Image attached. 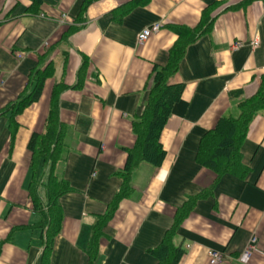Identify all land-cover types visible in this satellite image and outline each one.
<instances>
[{
	"label": "crops",
	"instance_id": "1",
	"mask_svg": "<svg viewBox=\"0 0 264 264\" xmlns=\"http://www.w3.org/2000/svg\"><path fill=\"white\" fill-rule=\"evenodd\" d=\"M82 2L0 0V264L41 261L42 233L32 226L42 218L28 194L27 145L44 130L55 85L68 87L59 96V119L69 130L57 174L76 192L60 200L63 220L49 264H86L91 228L120 188L115 173L134 146L132 121L146 102L153 67L165 66L177 40L173 28H196L204 10L213 17L210 32L187 48L172 79L184 88L160 136L163 163L133 169L131 189L104 229L96 261L157 264L150 252L177 210L215 180L196 163L200 140L220 118L237 116L238 101L257 92L264 74V0H94L80 11ZM157 23L160 31L138 45V34ZM237 42L245 46L231 50ZM52 46L45 62L52 75L39 99L14 115L9 145L12 112L6 108L29 90L30 74ZM241 150L250 173L245 181L224 177L211 197L195 201L172 237L184 250L178 264H209V252L220 254L217 264H264V112L251 122ZM47 175L39 166L41 198Z\"/></svg>",
	"mask_w": 264,
	"mask_h": 264
},
{
	"label": "trees",
	"instance_id": "2",
	"mask_svg": "<svg viewBox=\"0 0 264 264\" xmlns=\"http://www.w3.org/2000/svg\"><path fill=\"white\" fill-rule=\"evenodd\" d=\"M92 1L94 0H83L80 11ZM207 11L202 12L200 23L196 28H173L177 40L168 52L165 66L153 67L146 102L141 113L132 121V134L135 137L134 146L127 151V159L123 169L115 173V176L121 181L120 188L112 196L105 212L97 218L91 228L89 243L84 252L87 258L86 264H96L99 244L105 237L104 229L119 202L126 197L131 189L130 180L133 169L139 164H146L158 169L163 163L165 151L160 144V136L173 107L180 100L184 88L183 84L172 83V79L178 72L187 48L210 32L213 17ZM73 30L72 26L69 27L59 42L64 41ZM53 48L54 46L44 52L39 59L41 61L30 74L29 90L20 96L16 103L10 104L6 108L7 112H12L8 129L9 145L12 144L16 131L14 115L39 99L44 82L52 75V65L45 62L49 59ZM40 64L42 66L39 68ZM84 64L85 62L78 72L79 79L77 85L74 86L75 88L80 85ZM66 89L68 87L63 83L53 87L44 130L41 134H33L27 145L30 153L29 168L32 174L28 194L31 198L33 211L42 218L38 224L32 226L42 233L43 254L40 264L50 263L54 240L61 229L63 213L60 200L63 196L76 192L67 180L57 174V168L67 153L65 139L69 130L59 119V96ZM237 97L239 98L240 94ZM236 106L238 110L236 117L220 118L214 128L200 140L195 153L196 163L211 171L215 180L204 192L177 210L173 225L166 232L161 244L150 252L157 260V264H178L183 257L184 250L180 246L173 245L172 237L178 230L180 223L193 209L196 200L211 197L215 187L224 177L245 181L250 173V168L243 162L241 148L251 122L260 112H264V74L260 77L257 92L250 98L240 99ZM39 166L48 170L44 185V198L38 194V188L43 186L36 179Z\"/></svg>",
	"mask_w": 264,
	"mask_h": 264
},
{
	"label": "built area",
	"instance_id": "3",
	"mask_svg": "<svg viewBox=\"0 0 264 264\" xmlns=\"http://www.w3.org/2000/svg\"><path fill=\"white\" fill-rule=\"evenodd\" d=\"M160 28H161L160 23L153 24L149 27L144 28L137 36V44L142 45L143 43H145L152 35L157 34L160 31ZM249 45L252 48H255V47H257L258 43H257V41H252L249 43ZM244 46H245V44L237 42L231 46V50L237 51V50L243 48ZM254 242H255V240L253 239L251 241V243H254ZM208 257H209V264H217L220 260V254L216 253V252H209Z\"/></svg>",
	"mask_w": 264,
	"mask_h": 264
},
{
	"label": "rangeland",
	"instance_id": "4",
	"mask_svg": "<svg viewBox=\"0 0 264 264\" xmlns=\"http://www.w3.org/2000/svg\"><path fill=\"white\" fill-rule=\"evenodd\" d=\"M64 16H62V24H64V22H65V20L67 19V16H65L64 18H63Z\"/></svg>",
	"mask_w": 264,
	"mask_h": 264
}]
</instances>
